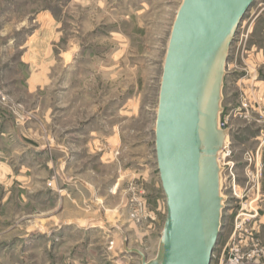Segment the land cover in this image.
<instances>
[{
  "label": "rangeland",
  "instance_id": "1",
  "mask_svg": "<svg viewBox=\"0 0 264 264\" xmlns=\"http://www.w3.org/2000/svg\"><path fill=\"white\" fill-rule=\"evenodd\" d=\"M182 2L0 0V264L156 257L167 200L155 126ZM226 71L211 264H264V0Z\"/></svg>",
  "mask_w": 264,
  "mask_h": 264
},
{
  "label": "water",
  "instance_id": "2",
  "mask_svg": "<svg viewBox=\"0 0 264 264\" xmlns=\"http://www.w3.org/2000/svg\"><path fill=\"white\" fill-rule=\"evenodd\" d=\"M255 0H183L164 61L156 152L167 200L158 253L143 264H211L226 197L219 156L230 44Z\"/></svg>",
  "mask_w": 264,
  "mask_h": 264
},
{
  "label": "bare ground",
  "instance_id": "3",
  "mask_svg": "<svg viewBox=\"0 0 264 264\" xmlns=\"http://www.w3.org/2000/svg\"><path fill=\"white\" fill-rule=\"evenodd\" d=\"M228 136V135H227ZM226 136V140H225V142H227V139H228V137ZM227 145V144H226ZM224 155V154H223ZM148 261V260H147Z\"/></svg>",
  "mask_w": 264,
  "mask_h": 264
},
{
  "label": "built area",
  "instance_id": "4",
  "mask_svg": "<svg viewBox=\"0 0 264 264\" xmlns=\"http://www.w3.org/2000/svg\"><path fill=\"white\" fill-rule=\"evenodd\" d=\"M222 126H224V124L222 123ZM224 151V150H223ZM226 151H227V149H226ZM223 153V152H222Z\"/></svg>",
  "mask_w": 264,
  "mask_h": 264
}]
</instances>
